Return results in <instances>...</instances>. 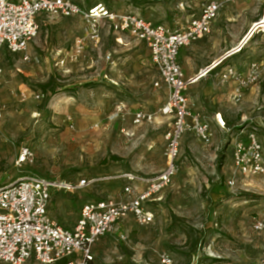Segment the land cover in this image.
I'll return each mask as SVG.
<instances>
[{
  "label": "rangeland",
  "instance_id": "1",
  "mask_svg": "<svg viewBox=\"0 0 264 264\" xmlns=\"http://www.w3.org/2000/svg\"><path fill=\"white\" fill-rule=\"evenodd\" d=\"M73 1L86 10L102 4L110 13L137 14L178 29L210 0ZM220 20L227 27L221 34L226 47L246 33L223 67L246 72L264 56V0L229 4L215 24ZM41 25L27 51L30 62L7 51L1 56L0 186L30 174L53 182L96 180L75 193H53L50 214L69 227L86 203L119 197L126 185L120 175L163 171L169 126L159 110L168 95L155 87L159 74L148 49L128 35L119 43L107 20L99 42L88 38L80 18L45 19ZM234 92L235 83L217 77L189 89L193 111L211 124L215 139L204 145L191 134L183 137L180 172L150 204L156 221L121 223L100 242L96 264H160L164 253L174 264L257 263L264 236L254 231L253 221L264 208V177L240 174L232 150L255 132L264 155V72L240 99ZM121 104L127 111L151 112L155 121L135 126L131 115H117ZM217 113L226 129L216 127ZM26 149L32 156L21 164ZM121 232L126 241L119 239Z\"/></svg>",
  "mask_w": 264,
  "mask_h": 264
},
{
  "label": "built area",
  "instance_id": "2",
  "mask_svg": "<svg viewBox=\"0 0 264 264\" xmlns=\"http://www.w3.org/2000/svg\"><path fill=\"white\" fill-rule=\"evenodd\" d=\"M238 1H207L201 6L199 15L173 29L137 14L110 13L102 4L86 10L73 0H0V60L2 53L7 51L12 55H23V60L30 62L28 48L40 34L41 23L45 19L80 18L89 28L88 38L96 42L101 38V23L107 20L112 32L118 35V42L123 39L122 35H128L143 43L151 53V62L159 74L155 87L164 86L168 92L159 112L170 120V127L164 135L166 166L163 171L147 177L133 173L120 175L117 178L126 181L124 197L86 203L72 229L51 217L52 195L55 191L75 193L96 180L53 182L47 177L30 174L1 186L0 264H28L31 261L38 264H95V246L114 234L121 223L130 217L140 226L156 221L150 204L159 200V195L169 188L180 172L183 137L191 134L204 145H211L215 139L211 124L192 109L187 94L197 79L186 77L179 61L180 51L210 36L220 13L227 5ZM263 72L264 56L251 62L246 72L228 66L219 74V80L235 83L234 96L240 99L258 82ZM3 75L4 70L0 66V81ZM126 114L132 116L135 126L155 121L151 112L143 109L127 111L124 104L118 106L117 115ZM217 122L222 129L226 127L222 118ZM259 141L253 132L248 136L247 144L237 142L233 147L234 166L245 177H264V155ZM29 156H32L29 149L24 150L20 163ZM138 184L145 186L142 191L138 190ZM235 185V180L228 181L229 188ZM253 223L254 231L264 236V208ZM120 239L126 241L128 236L122 235ZM260 256L256 264H264V249ZM160 264H174L171 254L160 255Z\"/></svg>",
  "mask_w": 264,
  "mask_h": 264
},
{
  "label": "crops",
  "instance_id": "3",
  "mask_svg": "<svg viewBox=\"0 0 264 264\" xmlns=\"http://www.w3.org/2000/svg\"><path fill=\"white\" fill-rule=\"evenodd\" d=\"M223 23L224 22H222V20H220L219 22H217L216 24L213 25V31H212L213 34L211 36H208L204 40H201V41L191 45L190 47H187L184 50L183 53H181V51H180L179 61H180V64H181V66L183 68V71H184V73H185L187 78H196L197 79V82L195 84H197V83H199V82H201V81H203V80H205L207 78H215V77L219 78V74L223 73L224 70L228 67L227 66V67L224 68L223 67L224 63L229 58H231L233 56V54L229 55L230 54L229 52L231 50H233L234 48H236L238 46V44L240 43V40H243L244 36L246 35V33L243 36L239 35V37L240 36H242V37L239 39L238 44H236V45L232 44L229 47H226L227 43L225 41H223V38L221 37L222 36L221 34L227 28V27H225V25H223ZM115 39H117V36H116ZM122 42H123V39L119 40V43H122ZM148 52H149V50H148ZM150 54H149V56H150ZM150 60H151V57H150ZM215 62L216 63L219 62V63L216 65ZM195 84H193L189 89H191ZM161 88H164L166 90V87H164V86H162ZM166 93L168 95L167 90H166ZM218 118H222V120L225 122V120H224V118H223L221 113H217L216 114V117H214V121H215L216 127H218L219 129L223 130L217 124L218 123L217 122ZM165 119H167V125L170 127V120L168 118H165ZM224 129H226V127ZM186 136H189V135H186ZM186 136H184V138ZM137 186H138L137 188H138L139 191H142L144 189V187H145L142 184H138ZM123 190H124V188H122L120 190L119 195H118L119 197H117V198H108V199H112V200H120V199H122L124 197ZM108 199H105V200H108ZM79 215H80V212H79ZM79 215H78V218H79ZM51 217H53V216H51ZM53 219H55V217H53ZM128 220H132V221L135 222L133 217H130ZM128 220H126V221H128ZM75 224H76V222L74 224H72V223L70 224L69 223V227H66V228L72 229ZM122 235L128 236L127 234L121 232V233H119V239H120V237ZM100 242L94 248V254H95L96 260H97V255H98L97 254L98 253L97 250H98V246H99ZM95 264H96V262H95Z\"/></svg>",
  "mask_w": 264,
  "mask_h": 264
},
{
  "label": "water",
  "instance_id": "4",
  "mask_svg": "<svg viewBox=\"0 0 264 264\" xmlns=\"http://www.w3.org/2000/svg\"><path fill=\"white\" fill-rule=\"evenodd\" d=\"M260 22H261V21H260ZM260 22H259V23H260ZM259 26H263V23H261ZM259 28H260V27H259Z\"/></svg>",
  "mask_w": 264,
  "mask_h": 264
},
{
  "label": "trees",
  "instance_id": "5",
  "mask_svg": "<svg viewBox=\"0 0 264 264\" xmlns=\"http://www.w3.org/2000/svg\"><path fill=\"white\" fill-rule=\"evenodd\" d=\"M7 185V184H6ZM1 187V186H0Z\"/></svg>",
  "mask_w": 264,
  "mask_h": 264
}]
</instances>
